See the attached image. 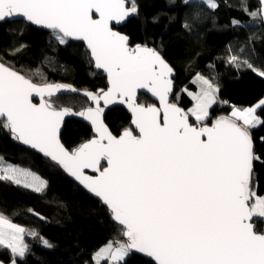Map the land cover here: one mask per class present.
<instances>
[{
    "label": "snow or ice",
    "instance_id": "obj_1",
    "mask_svg": "<svg viewBox=\"0 0 264 264\" xmlns=\"http://www.w3.org/2000/svg\"><path fill=\"white\" fill-rule=\"evenodd\" d=\"M204 3L210 9L218 7L215 0ZM93 11L99 19H93ZM137 12L135 4L126 7L125 0H0V21L22 15L54 30L61 44L73 37L86 40L111 84L102 97H92L95 109L80 113L96 126L99 139L69 152L57 136L68 110H56L43 100L45 93L50 97L64 86L37 85L0 64L3 127L63 165L110 206L128 237L111 254L117 264L132 250L147 253L157 264H264V234L254 231L251 223L254 216L264 218V197L251 191L253 162L258 157L248 128L228 118L212 127H197L189 123V113L167 103L170 66L153 48H130L128 37L110 27L111 21ZM249 15L264 19V0ZM259 74L264 76V71ZM200 79L207 87L195 96L190 112L203 121L216 89ZM149 84L164 105L162 120L161 109L134 104L136 90ZM33 93L41 96L39 105L32 102ZM118 94L128 98L139 135L126 130L117 138L103 124L100 99L110 102ZM254 112L249 108L233 116L248 127L264 123ZM102 160L108 167L102 168ZM85 169H95L99 175H85ZM27 175L9 168L0 179L42 191L44 182L35 177L29 181ZM24 232L0 216V245L13 252V264L15 257L23 258L29 251ZM41 242L52 246L47 240Z\"/></svg>",
    "mask_w": 264,
    "mask_h": 264
},
{
    "label": "trees",
    "instance_id": "obj_2",
    "mask_svg": "<svg viewBox=\"0 0 264 264\" xmlns=\"http://www.w3.org/2000/svg\"><path fill=\"white\" fill-rule=\"evenodd\" d=\"M134 2L138 12L115 28L128 35L132 46L156 48L169 61L175 70L174 102L185 109L190 107L194 101L188 90L197 87L192 78L203 73L217 84L223 100L211 107V118L206 123L230 115L235 107L255 106L264 121V76L259 74L264 71V23L259 16L249 15L260 8L258 1L215 0V9L199 0ZM233 57L237 62H233ZM0 61L36 84L64 82L78 91L89 92L108 85L106 75L95 69L82 41L68 38L61 44L55 32L23 20L0 23ZM51 99L55 107L76 111L89 104L87 95L73 90ZM138 100L142 104L155 103L147 93H140ZM104 116L116 135L131 127L132 116L121 106L107 109ZM191 121L194 122L192 116ZM3 122L0 120V164L20 165L45 181L43 190L37 192L0 179V213L25 228L29 251L25 257H18L20 264H108L97 263L94 253L111 241L121 239L127 243L125 226L117 223L108 205L73 180L61 166L15 139ZM63 129L61 140L69 150L93 136L90 125L76 114L66 120ZM248 131L258 157L253 163L251 186L257 194L264 195V123ZM255 218L257 231L264 233V219ZM42 239L52 246L45 247ZM9 251L0 245V258H11ZM122 264L157 261L145 252L132 250Z\"/></svg>",
    "mask_w": 264,
    "mask_h": 264
},
{
    "label": "water",
    "instance_id": "obj_3",
    "mask_svg": "<svg viewBox=\"0 0 264 264\" xmlns=\"http://www.w3.org/2000/svg\"><path fill=\"white\" fill-rule=\"evenodd\" d=\"M255 1H258L259 3H260V7H261V0H255ZM125 5H126V7H131L130 6V2H129V0H125ZM136 14V13H135ZM135 14H130L128 17H126L124 20H120V21H116V20H114V21H111L110 22V27L112 28V30L113 31H115V32H118V33H120L121 35H124V36H127L128 37V35L126 34V33H124V32H120L117 28L118 27H121V25H124L129 19H131L132 18V16H134ZM93 19H99V14L98 13H95V11H93ZM6 20H10V21H13V20H23V21H26V22H28V23H30L31 25H33L34 27L36 26V27H38V28H41V29H43V30H45V31H48V32H54V30H52V29H48L47 27H45V26H42V25H36V24H34V23H32V22H29V21H27V19L25 18V17H23L22 15H18V16H14V17H11V18H8V19H6ZM6 20H3V21H6ZM3 21H0V23H2ZM263 23H264V19H263ZM115 27H117V28H115ZM69 39H71V40H73V41H82L84 44H85V46H86V49L88 50V52H90V54H91V59H92V61H93V63H94V67H95V69L97 70V71H102L105 75H106V78H107V88H105L104 90H103V92H102V96H103V94L104 93H106L108 90H109V88L111 87V84H110V79H109V74L107 73V71L105 70V69H103V68H100V67H97V64H96V61H95V58H94V56L92 55V51H91V48L89 47V45H88V43H87V41L86 40H84L83 38H75V37H73V38H69ZM128 45H129V47L130 48H134L135 46L133 45H131V39L128 37ZM140 46H146V47H149V48H153V47H150V46H148V45H140ZM154 49V48H153ZM155 50L156 51H158L159 53H160V51L158 50V49H156L155 48ZM160 55H161V57L164 59V61L170 66V68L172 69V72L167 76V78L171 81V90L169 91V93H168V95H167V103L168 104H173V105H176L177 107H179V108H181V109H183L184 111H185V108L183 107V106H181V105H178L176 102H174V101H172V96H173V94H174V87H175V81H174V77H175V70L173 69V67L171 66V64L169 63V61L167 60V59H165L163 56H162V54L160 53ZM0 64H3L1 61H0ZM5 67H7V68H10L11 70H13V71H15V72H17L18 74H20V75H22V76H24L21 72H19L18 70H16V69H13L12 67H10V66H8V65H6L5 63L3 64ZM26 79H29V80H31L29 77H27V76H24ZM32 81V80H31ZM33 82V81H32ZM33 83H35V82H33ZM36 84V83H35ZM48 84H52V85H63L64 87H62V88H60V90L59 91H54L53 92V94L50 96V97H53V96H58L59 94H62V93H70V91H72V89H73V85H69L68 83H64V82H59V83H53V82H48ZM37 85H44V84H39V83H37ZM140 93H147L151 98H152V100L155 102V103H150V104H142V103H140L139 102V94ZM101 96V97H102ZM48 94L47 93H45V95H44V97H43V100L44 101H47V99H48ZM31 99H32V102L34 103V104H37V105H39L41 102H42V98H41V96L39 95V94H37V93H33V95H32V97H31ZM127 100H128V98L127 97H123V96H121V95H116V96H114L112 99H111V101L110 102H106L104 99H102V101L105 103V105L107 106V107H114V106H121V107H123L124 109H126L127 110V112L132 116L131 117V127H129V128H127L126 130H130L132 133H133V135H139L140 133H139V128L136 126V124L134 123V120H135V114H134V112L132 111V109L129 107V104H128V102H127ZM134 104H137V105H142V106H144V107H149V106H154V107H156V108H158V109H161V112H160V116H161V120L163 119V107H164V105L162 104V102L160 101V98L157 96V95H155V93L152 91V85L151 84H149L148 86H146V87H144V88H138L137 90H136V94H135V100H134ZM53 107V106H52ZM53 108H55L56 110H63V109H67L68 111L66 112V114L63 116V118H62V120H61V122H60V125H59V128H58V132H57V136H58V140H59V143L60 144H62L63 145V147L66 149V150H68L69 152H74L76 149H78L80 146H82L83 144H85V143H88L89 141H91V140H94V139H99V133L96 131V126L92 123V121H90L89 119H87V116L86 115H82L81 117L85 120V122L86 123H88L89 125H90V127L92 128V130H93V136L90 138V139H88V140H86V141H84L83 142V144H81L80 146H78V147H76L75 149H73V150H69L67 147H66V145L64 144V142H63V140H61V133H62V131L64 130L63 129V127H64V124H65V122H66V120L67 119H70L71 117H73V116H75V111H73L72 109H70L69 107H60V108H58V107H53ZM89 108H93V109H95L96 107H94V106H92V107H87V108H85L84 110H83V112L84 113H86L87 112V110L89 109ZM186 112V111H185ZM187 113V112H186ZM221 118H227L226 116H223V117H220V118H217V119H214L213 121H212V123H206V124H201V125H199V124H197V123H194V122H192L191 121V114H189V116H188V120H189V123L190 124H192V125H194V126H197V127H202V126H207V127H212L213 125H214V123L217 121V120H219V119H221ZM4 120V118L3 117H0V120ZM101 120L103 121V124L106 126V128L108 129V131L109 132H111L112 133V135L113 136H116L117 138H119L121 135H123V133L126 131V130H123L121 133H119V134H114L113 132H112V130H111V128L107 125V123L105 122V116L103 115V112H101ZM236 122V121H235ZM237 123V122H236ZM239 124V123H238ZM251 136V135H250ZM252 138V137H251ZM19 142H22V141H20L19 140ZM252 142H253V139H252ZM28 149H31L32 151H35V152H38V153H41V154H43V156L45 157V158H48V159H50V160H52L53 162H55L56 164H58L59 166H61V168H63L64 170H65V172H67L69 175H70V177L73 179V180H75L76 182H78L84 189H86L89 193H91L92 195H94L95 197H97L102 203H104L106 206H107V203L106 202H104V200H103V198L102 197H100V196H98L97 194H95V193H93L90 189H88L80 180H78L76 177H74L71 173H69L64 167H63V165H61V164H59L57 161H54L51 157H49V156H47L45 153H43L42 151H40L39 149H37V148H34V147H32L31 145H29V144H26V143H24V142H22ZM254 146H255V143L253 142V152H254ZM255 154V153H254ZM254 163V162H253ZM101 166H102V168H104V167H108V165H107V162L106 161H104V160H102L101 161ZM253 171H254V164H253ZM84 172H85V175H88V176H97V175H99V173L98 172H96L95 171V169H85L84 170ZM253 174V173H252ZM252 178H253V175H252ZM251 181H252V179H251ZM251 191H252V186H251ZM109 206V205H108ZM109 208H110V206H109ZM111 209V208H110ZM112 211V210H111ZM113 213V212H112ZM113 215H114V213H113ZM256 216H254L253 217V219H252V221H251V223H253V225H254V231H256L257 233H259V234H264L263 232H258L257 231V229H256V225H257V223L255 222V220H256V218H255ZM115 218V217H114ZM116 220V219H115ZM117 221V220H116ZM117 223L119 224L120 222L119 221H117ZM121 224V223H120ZM127 242H128V238H127V240H126ZM148 255V254H147ZM152 258H154V257H152ZM155 259V258H154ZM0 264H8L7 263V261H5V260H3L2 258H0Z\"/></svg>",
    "mask_w": 264,
    "mask_h": 264
},
{
    "label": "rangeland",
    "instance_id": "obj_4",
    "mask_svg": "<svg viewBox=\"0 0 264 264\" xmlns=\"http://www.w3.org/2000/svg\"><path fill=\"white\" fill-rule=\"evenodd\" d=\"M199 1L204 2V0H199ZM129 2H130V6H131V7L133 6V4H135L134 0H129ZM216 4H217V3H216ZM135 6H136V4H135ZM137 8H138V7H137ZM201 77H203L204 79L210 81L211 84L213 85V88L216 89V91L213 93V99H214V102L210 104V106H209V108H208V116H207L203 121L197 120V119H196V116L193 115V114H191V112H190V110L193 109V108L195 107V105H196V99H195V96L201 94L202 91H204V90L206 89V87H207L206 85L203 84V81L200 79ZM192 80L194 81V83L196 84L197 87H196V90H190V89H189V90H188V93H189L190 96L192 97L194 103H193L192 105H190V107H188L187 109H185V111H186L187 113L191 114L194 123H197V124H199V125H201V124H206V121H207L209 118H211V112H210L211 107L214 106L215 104H217L218 102H222L223 100L220 99V96H219V90H218V86H217V84H216L211 78H209L207 75H205V74H203V73H199V74H196V75L192 78ZM72 90L75 91V92H79V93H82V94H84V95H87V96L89 97V104H88L86 107L81 108V110H79V111H76V109L73 108V109H75V113H76L77 115H79L80 117L82 116V115H80V113H82L83 110H84L85 108H87V107H91L92 104H95V106H97L96 103H95V100H94L92 97H99V96H100L98 90H97V91H92V92H89V91H86V90L78 91L77 88H74V87H73ZM89 94H91V95H89ZM173 95H174V94H173ZM172 97H173V96H172ZM49 100H50V104H51L52 106H54V103H53L51 97L49 98ZM172 101H174V100L172 99ZM73 102H74L73 100L70 101V103H73ZM99 107H100V106H99ZM100 108H101V107H100ZM249 108H254V109H255L254 115L257 116V117L260 119L259 115H258L257 112H256V108H257V106H255V107H244V108H238V107H235V108H233V112H232L230 115H226V114H225V115L222 114V115L226 116L228 119L235 120V121H236L237 123H239L241 126L246 127V128H248V130H249L251 127H248V126H246V125H243V121H242V120H239V119H237L236 117L233 116V113H234V112L243 111V110H246V109H249ZM103 115H104V112H103ZM222 115H221V116H222ZM260 121H261V119H260ZM259 123H260V122H258L256 125H258ZM254 127H255V126H254ZM15 168H16V170H18L19 173L28 174V175H27V179H28L29 181H31L32 178L35 177V178H37L38 180H40V181H42V182H45V181L42 179V177H40L37 173H34V172L30 173L29 169H28V170H22L23 167L20 166V165H19V167H15ZM24 168H25V167H24ZM8 169H9V168H8ZM29 173H30V174H29ZM0 174H1V173H0ZM29 175H30V178L28 177ZM19 178H20L21 180H23V179H25V176H24V175H21ZM21 184H23V183H21ZM23 185H24V184H23ZM252 192L255 194L256 197H264V195L257 194L255 190H252ZM0 216H2L3 218L7 219V220L10 221L11 223L16 224V225H18V226L24 228L22 225H20V224H19L16 220H14L13 218H9V217H7V216L1 214V213H0ZM24 229H25V228H24ZM25 237H26V236H25ZM25 237H24V234H23V243H24V244H26V241H27V239H25ZM121 244H124V242H122L121 239H120V241H114V242L111 241V242H109L108 244L103 245L101 248H99V249L94 253V257H95L96 262L99 263V262H102V261H107L108 264H117V262H114V261L111 259V254H112V253L115 251V249H116L118 246H120ZM5 247H6V246H5ZM6 248H7L8 250H10L8 247H6ZM9 252L12 253V254H11V258H9L7 255H2L1 258L4 259L5 261H7L8 264H13L14 254H13V252H12L11 250H10ZM129 254H130V252H129L127 255H129ZM126 257H127V256H125V257L123 258V260H124ZM9 262H10V263H9ZM15 264H20V262L18 261V256L15 257Z\"/></svg>",
    "mask_w": 264,
    "mask_h": 264
},
{
    "label": "flooded vegetation",
    "instance_id": "obj_5",
    "mask_svg": "<svg viewBox=\"0 0 264 264\" xmlns=\"http://www.w3.org/2000/svg\"><path fill=\"white\" fill-rule=\"evenodd\" d=\"M105 88H107V87H105ZM105 88H102V89H99L98 91H99V97H101L102 95V92H103V90L105 89ZM97 91V90H96ZM49 98L50 97H48V99H47V102L50 104V100H49ZM96 103V102H95ZM52 106V105H51ZM92 106H94V107H97V106H95V104H92L91 105V107ZM99 106L101 107V109H102V112H104L105 113V111L107 110V109H109V108H112V107H107L106 105H105V103L102 101V99H100V103H99ZM118 106V105H117ZM53 107H55V106H53ZM73 110V109H72ZM74 111V110H73ZM76 114V113H75ZM77 115V114H76ZM79 116V115H78ZM75 149V148H74ZM73 150V149H72Z\"/></svg>",
    "mask_w": 264,
    "mask_h": 264
},
{
    "label": "crops",
    "instance_id": "obj_6",
    "mask_svg": "<svg viewBox=\"0 0 264 264\" xmlns=\"http://www.w3.org/2000/svg\"><path fill=\"white\" fill-rule=\"evenodd\" d=\"M15 167H19V166L18 165H3V164H0V173H1V175H4L6 169H8V168L16 169ZM22 170H28V169L23 167ZM29 171H30V173H32L31 170H29ZM28 177L30 178V175ZM37 182L39 183V182H42V181H40V180L37 179ZM44 185H45V183H44Z\"/></svg>",
    "mask_w": 264,
    "mask_h": 264
},
{
    "label": "built area",
    "instance_id": "obj_7",
    "mask_svg": "<svg viewBox=\"0 0 264 264\" xmlns=\"http://www.w3.org/2000/svg\"><path fill=\"white\" fill-rule=\"evenodd\" d=\"M4 260V259H3Z\"/></svg>",
    "mask_w": 264,
    "mask_h": 264
}]
</instances>
